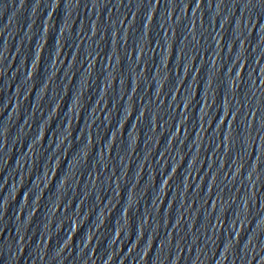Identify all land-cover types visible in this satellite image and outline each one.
I'll list each match as a JSON object with an SVG mask.
<instances>
[{"label":"water","instance_id":"1","mask_svg":"<svg viewBox=\"0 0 264 264\" xmlns=\"http://www.w3.org/2000/svg\"><path fill=\"white\" fill-rule=\"evenodd\" d=\"M0 264H264V0H0Z\"/></svg>","mask_w":264,"mask_h":264}]
</instances>
